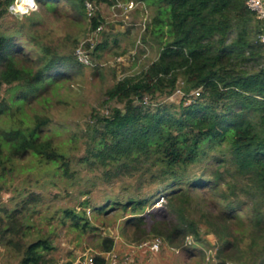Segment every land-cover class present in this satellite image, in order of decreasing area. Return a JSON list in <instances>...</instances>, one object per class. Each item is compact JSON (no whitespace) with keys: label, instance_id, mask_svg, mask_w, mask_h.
Wrapping results in <instances>:
<instances>
[{"label":"trees","instance_id":"1","mask_svg":"<svg viewBox=\"0 0 264 264\" xmlns=\"http://www.w3.org/2000/svg\"><path fill=\"white\" fill-rule=\"evenodd\" d=\"M35 1L38 10L23 15L27 24L0 31L1 180L16 160L28 155L71 175L66 155L47 133L49 116L29 114L25 107L46 102L45 94L61 79L90 65L82 64L75 51L61 55L41 40L40 8L54 14L64 1L73 21L86 20L88 13L84 0ZM10 2L0 0V18L10 13ZM152 3L157 9L150 32L166 41L139 75L125 76L106 91L108 100L117 99L122 107L94 115L81 161L102 167L107 180L139 173L164 184L158 191L165 198L161 208L142 212L148 198L121 204L130 209L121 232L128 239L159 236L192 255L193 243L202 242L193 216L198 211L216 236L217 264H264V45L258 21L246 0ZM101 22L98 14L92 15L91 29ZM104 44L93 46L90 55ZM12 84L17 92L8 103L2 87ZM176 90L182 93L178 104L152 101ZM212 150L218 153L209 154ZM195 165L201 166L198 174L190 171ZM41 200L28 192L14 208L0 207V243L22 253L20 264H51L48 238L24 241L29 229L25 213ZM64 215L75 228L90 227L75 210ZM113 246L114 239L107 236L100 249L107 252ZM94 259L106 263L100 255Z\"/></svg>","mask_w":264,"mask_h":264},{"label":"rangeland","instance_id":"2","mask_svg":"<svg viewBox=\"0 0 264 264\" xmlns=\"http://www.w3.org/2000/svg\"><path fill=\"white\" fill-rule=\"evenodd\" d=\"M132 1L133 7L127 8ZM64 6L63 1L54 14L43 8L38 11L41 24L37 32L42 41L61 55L72 54L83 38L91 37L93 46L106 44L91 53L89 66H82L79 73L54 85L45 94L46 102L33 101L25 110L29 114L49 116L47 133L66 155L71 175L66 176L56 166L31 155L16 160L13 171L0 179V207L14 208L28 192L41 195V203L23 218L25 226L29 227L24 241L48 238L52 245L47 253L51 264H84L87 257L95 255L102 256L110 264L113 262L111 256L100 249L107 236L114 239L111 255H115V264H217L216 236L199 220L198 211L193 216L198 220L202 242L193 243L196 249L192 255L176 245H169L159 236L139 242L128 239L121 232L130 209L125 210L121 204L148 198L142 212L161 208L165 198L162 200L163 194L158 191H162L164 184L150 181L148 174L139 173L107 180L102 167L81 161L86 154L85 133L90 130L94 115L105 114L112 107H122L119 100H108L106 91L125 76L139 75L157 57L166 41V37H155L150 32L149 25L157 5L152 0H96L92 15L98 14L102 28L93 35L89 19L92 16L73 21L71 12ZM19 22L27 24L29 21L25 16L18 18L6 12L0 18V31L11 32L18 28ZM16 92V84L4 85L1 94L11 103ZM181 95L176 90L168 96L152 98V101L178 104ZM213 153L218 152H209ZM190 171L198 174L201 166L195 165ZM68 209L84 215L90 227H73L70 218L64 215ZM107 230L111 234H107ZM153 238L161 240L157 251L137 247ZM191 242V237H187L185 244ZM21 259L22 253L0 243V264H20Z\"/></svg>","mask_w":264,"mask_h":264},{"label":"built area","instance_id":"3","mask_svg":"<svg viewBox=\"0 0 264 264\" xmlns=\"http://www.w3.org/2000/svg\"><path fill=\"white\" fill-rule=\"evenodd\" d=\"M16 0H11L10 4L8 5V11L9 7L14 5ZM35 4L38 6L37 2L34 0ZM87 12L89 16H92V12L95 9L93 0H84ZM134 2H130V4L127 6V8L133 7ZM25 7H29L27 4L24 5ZM246 6L247 8L252 11L255 15V18L258 21L259 24V33H258V39L259 41L264 45V0H246ZM38 10V7L35 10H31V12ZM29 13V14H30ZM12 14V13H11ZM27 15V14H25ZM90 19V17H89ZM102 28V23H99V25L92 30V35L100 31ZM92 38H83L81 39L75 49V55L77 59L85 65H89L92 63L90 58V51L93 48V44H91ZM144 103H147V100H144ZM163 200V198H162ZM161 240L159 238H153L152 240H146L138 244L137 247L139 248H147L150 251H157L160 247ZM111 256L112 261L110 264H115V255H111V251H107V256ZM84 264H95L94 256L87 257ZM107 264V263H105Z\"/></svg>","mask_w":264,"mask_h":264},{"label":"clouds","instance_id":"4","mask_svg":"<svg viewBox=\"0 0 264 264\" xmlns=\"http://www.w3.org/2000/svg\"><path fill=\"white\" fill-rule=\"evenodd\" d=\"M25 4L29 7H25ZM37 7L34 0H16L14 5L9 7V12L18 18H22L23 15L29 14L31 10H35Z\"/></svg>","mask_w":264,"mask_h":264},{"label":"water","instance_id":"5","mask_svg":"<svg viewBox=\"0 0 264 264\" xmlns=\"http://www.w3.org/2000/svg\"><path fill=\"white\" fill-rule=\"evenodd\" d=\"M107 234H111L109 230H107Z\"/></svg>","mask_w":264,"mask_h":264}]
</instances>
